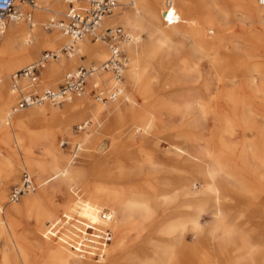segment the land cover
Returning a JSON list of instances; mask_svg holds the SVG:
<instances>
[{
    "label": "bare ground",
    "instance_id": "obj_1",
    "mask_svg": "<svg viewBox=\"0 0 264 264\" xmlns=\"http://www.w3.org/2000/svg\"><path fill=\"white\" fill-rule=\"evenodd\" d=\"M162 1L116 0L117 6L104 17L103 24L110 26L104 23L105 19L119 24L132 37L121 45L129 55L124 71L125 87L122 81L121 92L113 100H93L90 96L93 85L106 84L107 75L110 78L106 86L113 83L108 71H94L87 79L86 91L72 97L61 109L44 102L20 109L18 113L8 111L10 102L16 99L11 83L10 87L8 85L10 72L30 65L39 51L47 47L57 52L58 58L44 65L40 79L57 82L64 69L74 70L79 61L95 67L97 63L100 65L108 57L107 46L102 41L92 42L88 36L75 42L68 38L57 19L65 12V0H34V6L17 0L16 9L30 11V18L17 19L11 15L0 21V59H3L0 61V148L15 154L18 146L39 188L34 194L22 195L19 203H7V185L15 180L19 164L15 158H0V240H3L0 264H30L26 253L30 231L18 228L22 216H32L36 230L45 235L59 230L62 241L89 256L97 253L102 256L104 250L116 246L135 230L140 221L154 218V213L160 216L155 227L162 232H173L177 228L178 215H185L196 230L227 231L222 222L221 167L204 149L192 152V140L186 131L154 133L152 127L159 124L163 128V110L196 112L201 119L209 117L207 107L205 109L193 96L191 89L225 87L226 71L238 70L240 47L233 46L231 50L227 46L230 43L224 36L227 16L217 6L218 0H171L173 14L166 13ZM232 1L238 4V0ZM246 2L255 17L264 19V2L263 5L259 0ZM192 18L194 24L181 28ZM48 28L53 31L46 32ZM173 32L182 36L181 44L188 40L187 50L172 41ZM68 44H73V51L62 52V47ZM239 71L243 78L238 87H259L258 68L250 64ZM174 78L180 79L183 87H166ZM236 90L237 87L222 90L225 96H221L220 101L225 104V100H232V112L237 118L254 116L247 102L235 96ZM136 100L142 105L135 106ZM218 119L222 126L223 115ZM80 120L79 126L84 130L74 134L70 127ZM107 120L117 125L118 134L113 136L108 154L96 158L89 171L85 167H73L70 157L55 146L56 136L66 134L73 140L75 153L84 149L91 157L99 138L98 127ZM46 121L48 126L41 132L33 127L26 129L25 137L13 132L15 128ZM127 122L130 125L125 127ZM221 129L218 140L222 133L231 132L224 127ZM163 132L165 136L160 135ZM37 149L40 158L36 156ZM95 171L99 172L97 179L89 176ZM88 176L93 178V184L87 181ZM78 188L81 194L76 191ZM59 196H64L61 204L56 202ZM207 203L212 205L210 210ZM76 208H81L86 218L56 230L54 220L61 211L68 213ZM206 212L211 220L202 227L199 218ZM242 248L249 250L244 240ZM257 251V264H264V250ZM57 258L60 260L62 256Z\"/></svg>",
    "mask_w": 264,
    "mask_h": 264
},
{
    "label": "rangeland",
    "instance_id": "obj_2",
    "mask_svg": "<svg viewBox=\"0 0 264 264\" xmlns=\"http://www.w3.org/2000/svg\"><path fill=\"white\" fill-rule=\"evenodd\" d=\"M164 1H162L163 8ZM217 6L227 16V30L224 35L230 42L227 46L229 49L233 46L240 47V50H238V70L226 71L224 75L225 87H192L191 92L193 96L199 99L200 103L205 106V109L207 107L206 111H208L209 117L201 119L196 112L190 114L183 110L174 112L163 110L161 122L163 128H160L159 124H155L152 127V131L159 133V131L166 130L164 131L166 134H168L167 131L169 130L186 131L192 140V152L196 153L198 149H204L211 154L214 161L221 167L223 171L224 196L222 203L224 217L222 222L226 226L227 231L212 232L207 228L196 230L192 228L191 223L187 221L185 215H178V220L175 223L177 228L173 232H162L159 231V228L155 227L160 222V216L154 213V218L149 219V221H140L135 230L126 234L116 246L104 250L102 256L98 253L89 256L81 250L72 247L67 241H62L59 230L45 235L36 230L32 216H22L19 219L18 228L20 231L28 229L30 231L29 245L26 249L30 264H257V250H264V19H259L251 13L246 0H238V4L232 0H218ZM60 15L62 16L57 17L58 20L63 18V14ZM104 23L110 26H120L119 24L108 23L106 19ZM194 23L192 18L185 21L181 28H186V26ZM197 24H200V22ZM122 29L125 28L122 27ZM52 31V28L46 30L48 33ZM181 37V35L174 32L171 36L172 41L176 45L183 47V50H187L189 48L188 40H185L181 44ZM103 44L106 47L105 43ZM44 51H52V49H48L47 47L42 48L33 62L37 61ZM82 59H85V57L83 56ZM0 61H3V59H0ZM250 64L258 68L261 73L259 76V87L242 89L238 87L243 78L239 70L243 66L249 67ZM79 65L90 66V64H84L79 61L74 68ZM23 67L25 66H20L10 72L7 77L9 87L11 74ZM67 71L68 69H64L60 73L57 82L40 79V73L38 88H57ZM109 78L110 75H107L106 84L104 83L103 86L108 84ZM122 81L125 87V75H123ZM166 87H183V85L180 79L174 78L166 84ZM231 87H237L235 96L247 102V105L255 112L254 116H242L243 119L241 117L237 118L238 116L236 117L233 114L231 108L233 101L227 99L225 100V104L223 101H220L221 96H225V92L222 90H228ZM125 91L126 89L123 93ZM222 92L223 94H221ZM129 93L131 92L129 91ZM90 96L93 100H96L92 92H90ZM15 101L10 102L8 111L15 104ZM135 102V106L139 107L142 105L138 100ZM66 104H68V101L54 104L53 106L61 109ZM221 115L224 117L222 126L221 122L218 121V117H221ZM188 118L190 119L188 120ZM81 122L82 120L72 123L70 129L74 134H79L80 131L84 130H78ZM244 122L245 124H243ZM48 123V121L34 122L25 128H15L13 132L25 137L26 129L29 130L33 127L36 131L40 130L41 132L48 126ZM129 125L130 122H127L125 127ZM93 127L94 125L91 126V128ZM222 127L231 130V132L222 133L224 137L221 136L218 140ZM98 129L99 138L94 143L95 150L91 157L85 154L84 149H81L76 153L73 161L71 158L74 147L73 140H70L66 134L56 136L55 146L66 157H70L73 167H85L89 171L96 158L108 154L111 149L113 136L118 134L117 125L112 121L101 122V126ZM164 132L160 135L165 136ZM10 136L15 146L11 130ZM63 141L66 142L64 146L61 145ZM15 149V154H9L10 152L5 148H0V158H15L19 164L15 180L7 185L6 201H8V193L11 187L19 183L21 174L25 169L30 173L36 184L34 175L25 164V159L21 156L22 153L18 146ZM129 149L132 150L133 147ZM38 150L35 153L37 158H40L41 153ZM98 174L99 172L95 171L94 175L89 173V176L97 179ZM89 176L87 177V181L93 184V178ZM38 190L39 188L36 184V189L28 192V195L34 194ZM76 191L81 194L80 188ZM63 201L64 196L56 198L58 204H61ZM206 206L209 210L212 208L211 203H207ZM168 210L172 209L168 208ZM84 213L81 208H76L68 213L61 211L57 219L54 220V228L59 229L60 227L72 226L76 220L80 218L84 220L86 218L83 216ZM210 220L211 215L207 212L199 218L202 227ZM147 222H150V224H147ZM169 224L171 223L169 222ZM243 240L249 245L247 252L242 248ZM2 244L3 240H0V248ZM57 256H62V259L57 260Z\"/></svg>",
    "mask_w": 264,
    "mask_h": 264
},
{
    "label": "built area",
    "instance_id": "obj_3",
    "mask_svg": "<svg viewBox=\"0 0 264 264\" xmlns=\"http://www.w3.org/2000/svg\"><path fill=\"white\" fill-rule=\"evenodd\" d=\"M17 0H0V21L13 15L17 19H29L30 11H19L16 9ZM21 3H28L34 6V0H19ZM66 9L63 18L60 20V27L68 38L75 42L78 38L88 36L93 41H102L106 44L108 57L98 66L79 65L74 70L67 71L63 80L57 88H38V77L40 70L51 59L58 58L55 51H44L40 58L27 65L10 76L11 88L16 92V101L12 106V112H17L33 105H40L44 102L59 104L70 100L75 95L84 92L87 79L97 70L108 71L113 83L110 86L93 85L90 92L98 101H107L117 98L121 92V82L124 71L128 65V56L122 49V43L130 41L131 35L120 26H104L105 16L110 15L117 6L116 0H65ZM261 3L264 0H260ZM164 7L167 14L174 13L171 0H165ZM73 44H68L62 48V52L73 51ZM22 82L26 85L23 86ZM78 130H82L78 126ZM62 146L66 142L61 143ZM76 157L73 147L72 160ZM36 189V184L32 176L27 171H23L19 183L12 186L8 193L7 203L19 201L25 193Z\"/></svg>",
    "mask_w": 264,
    "mask_h": 264
}]
</instances>
